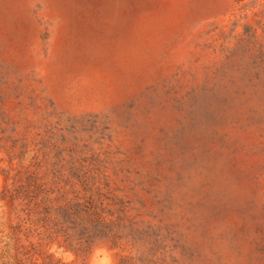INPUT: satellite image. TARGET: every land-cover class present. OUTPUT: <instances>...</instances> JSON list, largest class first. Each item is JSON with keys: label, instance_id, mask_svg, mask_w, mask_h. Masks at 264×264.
<instances>
[{"label": "rangeland", "instance_id": "374dc122", "mask_svg": "<svg viewBox=\"0 0 264 264\" xmlns=\"http://www.w3.org/2000/svg\"><path fill=\"white\" fill-rule=\"evenodd\" d=\"M0 264H264V0H0Z\"/></svg>", "mask_w": 264, "mask_h": 264}]
</instances>
